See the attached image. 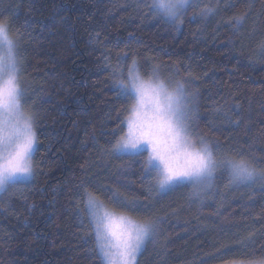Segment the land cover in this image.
I'll use <instances>...</instances> for the list:
<instances>
[{"label": "trees", "instance_id": "1", "mask_svg": "<svg viewBox=\"0 0 264 264\" xmlns=\"http://www.w3.org/2000/svg\"><path fill=\"white\" fill-rule=\"evenodd\" d=\"M150 2L0 0V20L23 37L22 81L38 114L39 142L31 182L0 192V264H102L88 219L77 214L82 181L89 191L103 185L144 200L141 165L101 151L130 104L117 96L110 65L135 58L141 75L158 67L161 78L183 80L197 93V132L225 150L264 158V0H219L221 11L195 22L189 9L178 26L154 17ZM245 12L244 27L233 28L231 18ZM124 53L127 61H118ZM192 193L191 186L152 193L148 214L159 224L139 264H225L261 255L246 256L241 247L264 233L260 185H230L224 175L211 192ZM225 248L232 252L218 256Z\"/></svg>", "mask_w": 264, "mask_h": 264}, {"label": "snow or ice", "instance_id": "2", "mask_svg": "<svg viewBox=\"0 0 264 264\" xmlns=\"http://www.w3.org/2000/svg\"><path fill=\"white\" fill-rule=\"evenodd\" d=\"M147 7L154 17L177 26L183 24L189 9L193 12L188 18L193 22L214 17L222 10L219 0L214 6L204 0H151ZM247 15L245 12L232 17L231 26L243 28ZM9 27L0 20V192L31 182L33 156L39 143L35 130L38 114L25 110L29 96L22 81L23 37L14 39L9 35ZM259 54L264 56V43ZM104 59L108 57L105 55ZM127 59V53L118 56V61ZM110 68L117 96L130 104L125 109L128 115L112 133L114 140H109L101 151L114 159L128 157L141 165L145 198L123 196L102 185L97 192L115 205L110 209L97 192L89 191L84 181L74 195L79 197L77 214L83 211L86 215L102 264H139L138 255L159 224V218L148 214L151 207L148 200L153 192L191 186L193 196L199 198L211 192L217 177L224 175L230 185L260 184V190L264 191V158L239 149L225 150L219 140L197 132L194 129L197 93L189 92L183 80L171 83L161 78L158 67L141 75L135 58L130 65L118 62ZM241 122L234 123L239 126ZM233 150L235 154H231ZM257 240H264V233L249 237L241 247L246 256L261 253L258 258L231 260L226 264H264V243L257 247ZM230 252L232 248H225L217 255Z\"/></svg>", "mask_w": 264, "mask_h": 264}, {"label": "rangeland", "instance_id": "3", "mask_svg": "<svg viewBox=\"0 0 264 264\" xmlns=\"http://www.w3.org/2000/svg\"><path fill=\"white\" fill-rule=\"evenodd\" d=\"M212 0H204V3L205 4H207V3H209V2H211ZM9 35L10 36H12L13 38H14V35H12L11 34V31L9 30ZM15 39V38H14ZM177 80V79H176ZM175 82V80H173L171 83H174ZM29 96V95H28ZM31 99H32V96L31 97H29V100H28V103L25 105V110L26 111H35L34 109H33V107H32V105L30 104V101H31ZM256 185H260V184H256ZM226 264V263H225Z\"/></svg>", "mask_w": 264, "mask_h": 264}]
</instances>
